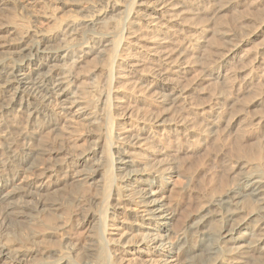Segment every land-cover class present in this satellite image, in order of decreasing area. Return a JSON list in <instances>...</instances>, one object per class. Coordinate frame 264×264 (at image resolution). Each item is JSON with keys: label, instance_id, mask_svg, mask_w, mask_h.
<instances>
[{"label": "rangeland", "instance_id": "1", "mask_svg": "<svg viewBox=\"0 0 264 264\" xmlns=\"http://www.w3.org/2000/svg\"><path fill=\"white\" fill-rule=\"evenodd\" d=\"M166 1L0 0V60L6 64L15 61L16 51L24 45L20 36L30 38L38 32L52 33L49 46L63 50L62 54L69 51L72 58L58 66H50L55 63L50 62L43 69L52 75L63 72L65 86L72 92L70 98L57 97L49 105L57 128L34 127L36 137L24 141L19 129L32 125L17 119L7 127L4 120L9 113L5 108L0 111V157L23 144L36 151L35 168L0 170L2 177L33 192L22 193L20 206L11 214L8 206L0 203V246L7 247L11 255L25 254L23 264L65 260L107 264L90 251L100 245L101 235L98 224L89 221L100 218L103 202L112 205L114 198L112 191L110 197V192L96 185L81 159L89 151L100 154L108 147V139L112 146L98 164L111 156L117 160L119 138L133 135L139 139L136 155L141 160L164 174L173 173L162 186V196L175 212V232L197 220L212 199L237 185L238 162H264V105L251 106L255 97L264 95V51L260 48L264 42L260 23L264 0H234L233 6L219 11L227 2L220 0L207 12L184 13L174 20L156 12L159 22L145 26V7ZM94 9L104 12L96 26L90 23ZM136 20L143 27L135 35L129 34ZM8 21L16 24L15 31L7 26ZM106 22L111 23L115 45L111 62L102 63L99 54L103 46L96 42L94 32L107 31L108 27H103ZM242 37H249L247 56L228 62L218 74L223 58ZM37 43L41 45L39 40ZM50 56L44 54L47 62ZM131 63L141 65L130 67ZM182 63L188 66L183 74L170 70L171 64ZM110 72L111 80L107 79ZM155 81L170 82L171 87ZM174 86L186 89L187 97L169 101ZM109 92L106 103L98 98V94L108 96ZM215 103L225 117L211 125L203 110L210 111ZM165 114L176 120L173 125H157ZM103 164L113 175L117 162ZM132 210L111 206L105 214L109 215L107 238L111 246L127 251L125 264H138L131 254L136 246L129 241L139 239L140 231L123 224L132 218ZM70 243L75 250L68 248ZM145 259L147 264H163L165 258L150 255ZM9 260L3 257L0 264Z\"/></svg>", "mask_w": 264, "mask_h": 264}, {"label": "bare ground", "instance_id": "2", "mask_svg": "<svg viewBox=\"0 0 264 264\" xmlns=\"http://www.w3.org/2000/svg\"><path fill=\"white\" fill-rule=\"evenodd\" d=\"M174 1L176 0H168L155 7L146 6L143 14L145 26L148 24L154 26L159 22V16H154L156 12L174 20L184 13L207 12L220 0H179L181 2L178 3ZM233 5L234 0H227L220 5L219 11ZM130 14L131 12L128 13L127 22H129ZM103 15L102 10L94 9L91 25H99L100 17ZM117 22L120 23V21ZM260 23L264 27V18ZM15 25L13 21L7 23L13 31L16 29ZM103 27H108V30L94 32L96 42L103 46V50L100 48V54L98 52L102 63L111 62V52L115 45L114 40H111V23L106 22ZM142 27L143 23L136 20L134 28L128 33L135 35ZM52 37L50 32H38L30 38L21 35L24 45L16 51L15 61L6 64L0 60V111L1 108H5L9 113L7 114L9 118L4 120L7 127H12L17 119L32 125V127L24 126L19 129V137L24 141L36 137L34 127H46L50 130L57 128V119L49 105L57 97L59 99L64 97V100L70 98L69 95L72 93L69 86H65L66 77L63 72L52 75L47 73L48 71H43L50 62H55L50 66H58L57 63L66 62L70 57L69 51L62 54L63 50L49 46L48 43ZM38 40L41 45L37 43ZM248 43L249 37H242L233 43L231 51L222 60V69L216 72L221 75L228 62L237 57L239 59L246 57ZM260 48L264 51V42ZM47 53H51L48 62L44 57ZM90 55L93 54L90 52ZM182 64H171L170 70H173L172 72L176 75H181L188 68L184 66V63ZM134 65L141 64L131 63L129 66L134 67ZM107 79L111 80V72ZM155 83L171 87L170 82L155 81ZM186 94V89L174 86L168 100L178 102L185 99ZM109 95L110 92L108 96L100 93L98 98L106 103ZM261 105H264V95L255 97L251 102V106ZM203 112L211 125H216L219 119L225 117L218 103L213 104L210 111L203 110ZM175 121L169 114H165V118L158 120L157 125L168 127ZM119 139L121 141L120 156L117 160L111 156L104 164L101 161L103 165H113L117 162L113 175H111V168L103 169L102 165L98 164L103 152L105 153L107 148L112 146L110 139H108V147L102 148L101 153L97 154L98 157L95 152L89 151L81 159V164L88 166L85 170L93 175L91 178L96 185L110 192V197L112 191L114 198L112 205L110 201L103 202L101 206L103 215L100 218L92 217L89 221L98 224L102 241H99L100 245L90 251L96 252L107 264H125L127 251L111 246L106 234L109 227V215L105 214L112 206L122 211L133 209L130 213L132 218H127V222L123 224L128 229L140 231L139 239L129 241L136 246L131 254L138 264H147L148 260L145 257L149 258L150 255L165 258L163 264H264V162L259 160L238 162L235 170L237 185L230 187L222 197L212 199L203 208L197 220L185 224L175 232L173 231L175 212L168 207L167 201L162 196V186L168 178L173 177V173L164 174L163 170L153 169L148 162L136 155L138 136L125 135ZM9 150L10 155L0 157V170L7 167L11 170H16L17 167L33 169L37 165L36 151L32 147L23 144L20 149L10 148ZM38 188L44 189L42 185ZM31 192L28 187L13 183L11 179L0 175V203L8 206V213L11 214L16 211V206H20L18 198L22 193L31 194ZM17 213H21V210ZM68 248L75 250L72 243ZM9 254L7 247L0 246V259L7 257L10 259L8 264H23L25 254ZM54 264L71 263L65 260L63 263Z\"/></svg>", "mask_w": 264, "mask_h": 264}]
</instances>
